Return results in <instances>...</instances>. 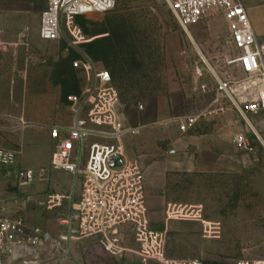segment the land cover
Wrapping results in <instances>:
<instances>
[{
	"label": "rangeland",
	"instance_id": "obj_1",
	"mask_svg": "<svg viewBox=\"0 0 264 264\" xmlns=\"http://www.w3.org/2000/svg\"><path fill=\"white\" fill-rule=\"evenodd\" d=\"M249 12L254 11L249 8ZM222 19L221 13L213 11L187 32L168 0H118L109 12L76 18L75 23L86 39L84 43L75 45L66 31L60 40L47 46L51 57H26L27 68L35 74L53 71L48 80L61 89V102L71 112L69 124L78 115L87 116L91 108L89 97L98 84L95 72L89 77L84 70L74 68L73 62L89 57L94 71L108 69L119 93L121 119L130 130L126 135L144 140V150L155 159H169L161 164L168 168L166 189L161 193L172 204H202L206 217L217 220L215 223L221 228L217 238L208 237L203 225L201 229L186 227L184 232L160 230L165 233L168 255L199 259L203 264H255L264 261V154L256 157L254 152L237 149L231 142V131L226 139L221 136V132L227 135L221 130V123L211 119L215 106L222 101H218L215 76L224 80L246 76L237 64H229L239 52L226 31L228 23ZM204 61L214 74L206 70L203 76L198 75L196 68L204 66ZM32 80L44 81L36 77ZM71 95L83 97L82 103L70 101ZM201 114L204 115L199 126L189 131L180 129L181 119ZM21 121L24 125L29 123L26 119ZM214 129L218 132L216 144L205 142L207 137L202 134ZM190 136L199 137L201 151L219 152L204 155L201 160L221 163L227 155L228 172H190L180 166L182 162L189 166L202 156L192 152L197 146L192 147ZM11 148L19 156L20 145ZM171 150L177 154L171 155ZM137 159L141 160L140 153ZM34 170L35 180L23 183L0 167V220H21L27 239L34 235L40 239L37 245L28 243L32 254L20 260L14 259L13 249L0 250V264H28L35 260L40 264H62L66 260L74 264H101L106 257L111 259L112 255L93 238L69 244L62 241L59 246L67 231L65 218L76 182L71 173L54 169L52 162ZM125 233V245L136 250L133 231L127 229ZM46 236L52 240H46ZM207 239L212 240L211 244L205 243ZM61 246L70 247L68 256ZM99 249L104 252L99 253ZM121 262L159 264L129 256H123Z\"/></svg>",
	"mask_w": 264,
	"mask_h": 264
},
{
	"label": "built area",
	"instance_id": "obj_2",
	"mask_svg": "<svg viewBox=\"0 0 264 264\" xmlns=\"http://www.w3.org/2000/svg\"><path fill=\"white\" fill-rule=\"evenodd\" d=\"M118 0H47L42 12L40 37L45 41H57L67 31L75 45L86 41L82 29L75 23L77 17L102 14L113 10ZM181 27L189 32L213 11L222 14L228 23L231 43L238 56L229 61L237 64L246 75L243 79H221L217 77L216 92L222 100L242 117L264 112V44L259 42L249 8L244 0H168ZM74 68L84 70L89 77L95 72L97 87L89 97L91 108L86 117H75L67 126L51 129L56 140L52 157L54 169L64 170L74 176L75 192L71 195L69 213L65 223L67 231L61 236L66 243L77 239H96L113 256L126 252L138 254L144 262L159 264H203L199 259L175 258L166 252L165 233L151 226L148 213L145 169L138 159H129L122 141L129 128L120 114L119 93L113 85L111 72L96 69L91 58L73 62ZM197 73L213 72L204 61L197 66ZM214 74V72H213ZM69 100L81 104L83 97L71 95ZM79 113L78 110H76ZM201 115H191L180 120V129H192ZM252 129V128H251ZM254 132V130H253ZM92 137L97 140L90 142ZM234 141L239 149L253 151L245 134H237ZM175 154L176 150H171ZM18 151L0 148V167L6 168L10 176L23 183H31L36 171L18 165ZM166 219L198 221L205 234L217 238L221 233L218 223L205 219L201 205L170 204ZM21 220L8 217L0 220V250L13 249L14 259L20 260L32 254L28 247L37 245L40 239L34 235L27 239ZM125 229H131L138 244L136 250L125 245ZM39 230H37V233ZM50 236L46 240L50 241ZM52 240V239H51ZM65 256L70 247H60ZM27 263V262H25ZM28 264H40L31 261ZM255 264H264L258 261Z\"/></svg>",
	"mask_w": 264,
	"mask_h": 264
},
{
	"label": "crops",
	"instance_id": "obj_3",
	"mask_svg": "<svg viewBox=\"0 0 264 264\" xmlns=\"http://www.w3.org/2000/svg\"><path fill=\"white\" fill-rule=\"evenodd\" d=\"M244 2L251 11H254L250 15L259 42L264 44V0H244ZM46 7L47 0H0V148H11L12 145L19 144L18 165L31 169H40L51 164L56 149V140L52 137L51 129L56 126H67L71 120L70 110L61 102V89L58 86L54 87L52 80H48L51 79L53 71H50V74H35L27 68L29 62L26 57H34L35 60L39 57H51V53H48L46 48L54 41L41 39L39 33L42 12ZM222 20L227 22L224 17ZM33 77L43 78L44 81H33ZM229 107L224 101L219 102L214 109L215 116L211 117V119L216 118L217 122L221 123V130L227 133L226 135L221 132V136L228 139V133L231 131L234 135L231 142L239 149L234 138L237 134H245L248 141L254 145V150L248 152H254L256 157H261L264 154V112L242 117ZM22 119H26L28 125L22 124ZM200 120L201 117L194 127L200 125ZM217 133L214 129L202 134V137H207L205 142L215 143L217 141L214 138ZM190 138L192 147L197 146L192 152L202 156L197 157L198 160L193 161L189 166L183 162L180 166L190 172H228L227 155L224 156L226 160L221 163L203 161L200 158L204 155H216V152L219 153L218 150L201 151L198 146L199 137L190 136ZM95 140L97 138L92 137L90 142ZM122 144L129 159H137L138 154L141 155V160H138L145 169L146 199L151 226L163 231L176 229L184 232L186 227L191 226H200L201 229L202 224L198 221L166 219L165 209L172 202L167 199L166 194H162L166 189L165 177L168 168H162L161 164L168 162V157L155 159L152 153L144 150V140L133 136L126 135ZM28 154L32 155V158H27ZM193 205L203 207L198 203ZM203 212L206 220L217 222L206 217L204 207ZM211 241L207 239L205 243L211 244ZM102 252L104 251L99 249V253ZM123 256L140 258L129 251L122 256L112 255L111 259L106 257L101 264H123L121 262ZM107 260L111 262L108 263ZM62 264H74V262L66 260Z\"/></svg>",
	"mask_w": 264,
	"mask_h": 264
},
{
	"label": "trees",
	"instance_id": "obj_4",
	"mask_svg": "<svg viewBox=\"0 0 264 264\" xmlns=\"http://www.w3.org/2000/svg\"><path fill=\"white\" fill-rule=\"evenodd\" d=\"M105 40H108V39H105ZM94 46H95V42L94 43H92Z\"/></svg>",
	"mask_w": 264,
	"mask_h": 264
}]
</instances>
